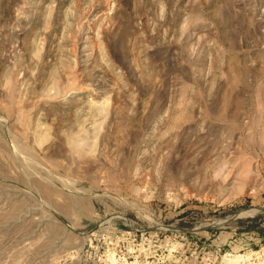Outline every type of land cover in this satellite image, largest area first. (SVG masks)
I'll use <instances>...</instances> for the list:
<instances>
[{"label":"rangeland","instance_id":"1","mask_svg":"<svg viewBox=\"0 0 264 264\" xmlns=\"http://www.w3.org/2000/svg\"><path fill=\"white\" fill-rule=\"evenodd\" d=\"M0 264H264V0H0Z\"/></svg>","mask_w":264,"mask_h":264}]
</instances>
